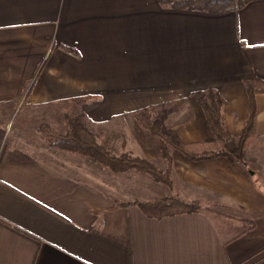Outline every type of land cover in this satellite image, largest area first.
Masks as SVG:
<instances>
[{"label":"rangeland","instance_id":"rangeland-1","mask_svg":"<svg viewBox=\"0 0 264 264\" xmlns=\"http://www.w3.org/2000/svg\"><path fill=\"white\" fill-rule=\"evenodd\" d=\"M36 2L15 0V5L2 11L12 26L6 30L15 27L21 34L16 48L15 39L0 36V180L24 172H63L78 177L83 188L115 206L135 207L165 198L186 203V195L205 189L215 192L211 201L224 205L212 207L245 222L242 231L246 225H262L264 213L249 210L256 207L251 184L260 187L248 171L247 148L252 140L235 164L225 158L191 162L172 149L169 163L157 137L142 126L148 118L162 117L186 145L209 140L194 95L211 89L230 136L239 140L246 121L238 94L242 84L234 77L230 57L219 58L224 54L217 37L200 42L195 35L199 32L194 31L207 25V19L220 22L227 16L176 11L155 0H113L116 11L106 14L103 1L94 0L87 3L83 16H71L64 29L63 0L56 10L54 6L44 10L45 16L33 11ZM127 7L124 17L120 12ZM82 18L92 25L108 19L104 24L112 21V27L81 36L72 28ZM34 24H43L46 31H33ZM33 43L37 44L33 52H24ZM31 59H36L34 68ZM74 125L84 128L110 155L144 160L167 172L169 183L136 170L112 171L69 148ZM255 195L262 209L264 197ZM187 204L197 211L201 205L198 200ZM261 258L256 256L254 264H264Z\"/></svg>","mask_w":264,"mask_h":264},{"label":"crops","instance_id":"crops-1","mask_svg":"<svg viewBox=\"0 0 264 264\" xmlns=\"http://www.w3.org/2000/svg\"><path fill=\"white\" fill-rule=\"evenodd\" d=\"M61 1L37 0L33 11L45 16L46 9L54 6L56 10ZM102 1L106 14L116 11L113 0ZM89 2L94 0H63L67 8L62 12L61 26L65 29L71 16H83ZM13 5L15 0H0V36L8 34L15 39L12 46L16 48L14 43L21 30H6L12 26L5 22L2 12ZM128 11L127 7L120 13L126 17ZM225 16L220 22L207 19V25L194 31L199 32L195 35L200 42L209 36L217 37L224 54L219 58L230 57L234 77L242 84L238 94L245 106V120V84L256 92V114L250 132L253 138L247 153L251 158L249 176L261 188L251 184V199L257 204L249 210L264 213L255 195L264 197V0H254ZM106 21L99 19L92 25L86 18L77 19L81 24H74L72 30L81 36L90 35L101 27L111 28L112 21L104 24ZM32 27L33 31L47 28L43 24ZM36 47L33 43L24 52H33ZM226 48L229 51L225 54ZM31 60L34 68L36 59ZM13 177L0 180V264H254L256 256L264 260V221L259 227L245 224L247 229L242 231L245 222L242 224L231 215L227 219L222 209L212 207H224L211 201L215 192L201 189L185 196L186 203L200 201L195 213L156 220L135 205L115 206L95 191L83 188L78 177L67 173L24 172Z\"/></svg>","mask_w":264,"mask_h":264},{"label":"trees","instance_id":"trees-1","mask_svg":"<svg viewBox=\"0 0 264 264\" xmlns=\"http://www.w3.org/2000/svg\"><path fill=\"white\" fill-rule=\"evenodd\" d=\"M159 6L176 11L198 12L207 15H225L235 13L254 0H155ZM245 92L248 99V117L242 129L239 140L236 142L230 136L224 125L220 104L215 100L211 89L205 92H196L194 98L203 112L204 128L210 133L209 140L198 144L186 145L170 130L161 118L155 117L144 120L142 126L149 129L158 139L159 149L164 159L169 163V149L179 152L185 159L191 162L204 161L217 158H225L231 163H238L243 159L247 143L252 140L250 136L256 114L255 94L250 84H245ZM72 124V123H71ZM73 126L75 137L70 141L71 147L76 148L83 154H88L102 166L112 171L125 172L136 170L145 173L157 181L169 183L168 174L162 173L151 163L130 159L127 156L114 157L98 147L84 128ZM137 208L147 217L160 220L164 217L194 213L197 208L193 204L184 203L176 198L155 199L149 202L136 203ZM243 233V232H242Z\"/></svg>","mask_w":264,"mask_h":264}]
</instances>
